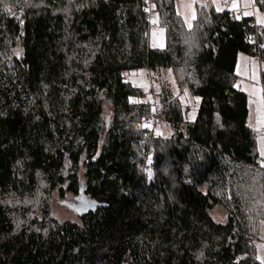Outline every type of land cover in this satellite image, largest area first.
Segmentation results:
<instances>
[{
    "label": "trees",
    "instance_id": "1",
    "mask_svg": "<svg viewBox=\"0 0 264 264\" xmlns=\"http://www.w3.org/2000/svg\"><path fill=\"white\" fill-rule=\"evenodd\" d=\"M176 1L0 2V264H261L264 166L236 62L264 63V25L202 6L189 28ZM147 8L179 55L176 94L162 79L152 97L167 138L140 127L153 106L123 76L164 69ZM68 196L92 206L56 216Z\"/></svg>",
    "mask_w": 264,
    "mask_h": 264
},
{
    "label": "rangeland",
    "instance_id": "2",
    "mask_svg": "<svg viewBox=\"0 0 264 264\" xmlns=\"http://www.w3.org/2000/svg\"><path fill=\"white\" fill-rule=\"evenodd\" d=\"M217 3L219 4L221 9H228L230 11H235V9H238L239 4H241L240 5L241 9H238L237 11H241L243 16L245 17H254V19L258 23L255 8L254 7L251 9L245 8L246 3H251L249 2V0H247V2L245 3L243 1L239 2L238 0H217ZM186 4H191L192 7L190 9L184 7V5ZM233 4L237 5L235 9L232 7ZM203 5H207L206 9H212L214 11L215 10L217 11V5L213 3L212 1L211 3H207L206 0H177L175 2L176 12L178 13V15H180L181 19L184 22H186V18H187V21H190V22L193 21L196 18V10L199 7H202ZM246 10L250 11L251 14L245 15L244 13ZM149 47L153 49L154 51L160 53L158 54V57L160 58L157 59L156 64L157 63L161 64L162 60H164L166 56L170 55L171 53L175 54L176 56L175 59L174 58L171 59V61H173V64L171 65L177 66L179 64V58H178L177 51L174 49L166 48L164 46V32L162 30L155 28L150 31ZM253 63H256V62H253ZM239 66L240 64L238 65V67ZM262 67L264 69V63L262 64ZM255 68H258V66L255 65ZM162 72L163 74L162 73L158 74V69H155V70L146 69V70H141L135 73L134 72L125 73L123 76L126 79V81L131 83L133 87L143 90V92L147 95L146 98L142 100L143 102H150V104H152V97H153L154 91L153 90L151 91L149 88V83H148V80L146 79L147 73H150L152 76V81L156 86L155 92L158 90V86L161 83L162 79L165 80L167 84L170 86V89L172 90L173 94H176V91H177L171 68H167L166 71L163 69ZM238 72L244 73L245 66L241 65L240 71ZM257 97L258 96H255L254 99L251 101V103L255 105L256 107H258L260 104V99ZM197 103H198L197 99H193L189 97L190 110L187 115L188 121H192L195 118L196 111H197ZM248 109H250V115L248 118V127L255 133L256 148H257L258 156L261 159L262 165L264 166V156L261 155V151L262 149H264V135L260 133V130H261L260 125L258 124H256L255 126L252 125V117H253V114H252L253 111L251 112L252 107L249 105ZM110 113L111 111L109 110V108L105 106V116L104 117H107L108 119H110ZM152 124H154V128L153 130L150 129L149 131L152 132V135L154 137L167 138L172 135L171 129L166 124L162 123L161 121H157ZM144 127L146 126H142L143 129H145ZM89 205H91V203L88 202V200L83 198L82 196H75V197L68 196L64 200H55L53 204V208H54V212L56 216L61 217V218L74 219L77 215H80L85 210H87L89 208L88 207ZM261 230H262L261 237L264 238V227L263 226ZM256 254L257 256L264 257L260 251V248L257 249Z\"/></svg>",
    "mask_w": 264,
    "mask_h": 264
},
{
    "label": "crops",
    "instance_id": "3",
    "mask_svg": "<svg viewBox=\"0 0 264 264\" xmlns=\"http://www.w3.org/2000/svg\"><path fill=\"white\" fill-rule=\"evenodd\" d=\"M206 1H207V3H211L212 0H206ZM238 1L239 2L243 1L244 3L247 2V0H238ZM249 2H251V0H249ZM240 5L241 4H239L238 9H241ZM238 9H235V10L237 11ZM238 12L241 13V11H238ZM175 57H176L175 54L171 53L170 55L166 56V58L164 60H162L161 64L154 63L153 65L164 68V70L166 71V69L169 68L171 66V64H173V61H171V59H173V58L175 59ZM253 62H256L255 59H252L251 57H248V56L243 55V54H240L237 57L236 74L238 75V77L240 79L236 84V88L239 91H241L247 95V97H248V108L250 105L252 107L251 112L253 111L252 112V114H253L252 125L253 126H255L256 124L260 125L261 126L260 127L261 128L260 133L264 135V133L262 131L264 129V90L261 86V70H264V69L262 66H259L258 64L253 63ZM239 64H240V66L238 67ZM241 65L245 66V72L244 73L238 72V71H240ZM255 65H257L258 68H255ZM161 71L162 70L158 69V74H160ZM255 96H258L257 98L260 99V104L258 107H256L255 105H253L251 103V101L254 99ZM248 113L250 115V109H248ZM249 115H248V118H249Z\"/></svg>",
    "mask_w": 264,
    "mask_h": 264
},
{
    "label": "built area",
    "instance_id": "4",
    "mask_svg": "<svg viewBox=\"0 0 264 264\" xmlns=\"http://www.w3.org/2000/svg\"><path fill=\"white\" fill-rule=\"evenodd\" d=\"M149 2H150V1H149ZM147 9H148V11H145V13H146L147 17H149L150 14H151V8H147ZM250 42H251L252 44H256V45H257V42H255L253 39H251ZM150 51L153 53V57H152L151 62H152V64H154V63H156L157 59L160 58V57H158V54H160V53L154 51L153 49H150ZM162 56H163V55H162ZM146 79L148 80L150 90H154V89L156 88V86H155V84H154L153 81H152V76H151L150 73H147V74H146ZM152 106H153V113H152V115L150 116V119H149V120H143V121L140 123V127L142 128V126H146V127H144V128H145L144 130H145V131H148V132H151V131H149V130H150V129L153 130V128H154V124H152V123H155V122L159 121V108H158L157 103H156V101L154 100V98H152ZM142 129H143V128H142ZM262 131H263V133H264V129H263ZM258 245L261 246V247H260V250L262 251V253H263V255H264V242H257V241H253V242H252V246H253V247L256 248Z\"/></svg>",
    "mask_w": 264,
    "mask_h": 264
},
{
    "label": "snow or ice",
    "instance_id": "5",
    "mask_svg": "<svg viewBox=\"0 0 264 264\" xmlns=\"http://www.w3.org/2000/svg\"><path fill=\"white\" fill-rule=\"evenodd\" d=\"M0 2H2V0H0ZM212 2L217 5V11L223 10V9L220 8L219 4L217 3V0H212ZM261 2L264 3V0H261ZM203 6L206 7L207 5H203ZM184 7L190 9L192 7V5L191 4H186V5H184ZM232 7L235 9L237 7V5L236 4H233ZM253 7H254V5L252 3H246L245 4V8L246 9H251ZM145 11H148V9H145ZM244 14L245 15H249L251 13H250V11L246 10ZM256 15H257V21H258V23H260L261 25H264V17L260 16V14H259L258 11L256 12ZM193 18H194V16H193ZM186 22H188L189 28H191V22L190 21H187V18H186ZM153 23L154 24L157 23L156 19H153ZM261 47H264V45H261ZM16 55L19 56V53L17 52ZM185 95H187V92H185ZM261 155L264 156V149H262ZM148 176H149V179H151V172L150 171L148 173ZM257 247L259 248L261 246L258 245ZM257 259H259L261 261V264H264V257L257 256Z\"/></svg>",
    "mask_w": 264,
    "mask_h": 264
},
{
    "label": "bare ground",
    "instance_id": "6",
    "mask_svg": "<svg viewBox=\"0 0 264 264\" xmlns=\"http://www.w3.org/2000/svg\"><path fill=\"white\" fill-rule=\"evenodd\" d=\"M153 19H154V16H153V13L151 12L150 16L147 17V24H148V31H149V34H150V31H151L152 29L157 28L156 23H155V24L153 23ZM148 40H149V35H148ZM150 49H151V48L149 47V43H148V45H147V47H146V52H147V55L149 56L150 60H152L153 53L150 51ZM177 53H178V52H177ZM178 58H179V55H178ZM256 63H257L259 66L262 65V64L260 63L259 58L256 60ZM172 66H175V65H171L169 68H171ZM151 91H152V90H151ZM153 91H155V89H154Z\"/></svg>",
    "mask_w": 264,
    "mask_h": 264
},
{
    "label": "water",
    "instance_id": "7",
    "mask_svg": "<svg viewBox=\"0 0 264 264\" xmlns=\"http://www.w3.org/2000/svg\"><path fill=\"white\" fill-rule=\"evenodd\" d=\"M92 205H89L88 207L90 208Z\"/></svg>",
    "mask_w": 264,
    "mask_h": 264
}]
</instances>
